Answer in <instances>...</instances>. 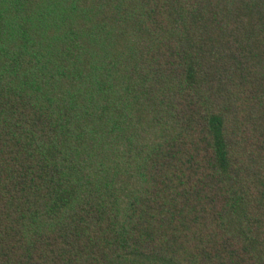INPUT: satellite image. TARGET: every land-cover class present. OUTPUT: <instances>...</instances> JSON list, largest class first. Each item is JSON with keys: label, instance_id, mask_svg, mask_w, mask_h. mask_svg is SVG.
I'll list each match as a JSON object with an SVG mask.
<instances>
[{"label": "trees", "instance_id": "obj_1", "mask_svg": "<svg viewBox=\"0 0 264 264\" xmlns=\"http://www.w3.org/2000/svg\"><path fill=\"white\" fill-rule=\"evenodd\" d=\"M0 264H264V0H0Z\"/></svg>", "mask_w": 264, "mask_h": 264}]
</instances>
